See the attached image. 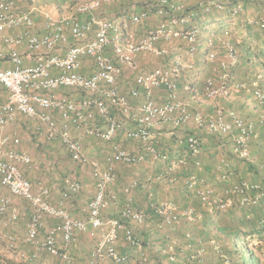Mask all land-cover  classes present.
Returning <instances> with one entry per match:
<instances>
[{
    "label": "built area",
    "instance_id": "obj_1",
    "mask_svg": "<svg viewBox=\"0 0 264 264\" xmlns=\"http://www.w3.org/2000/svg\"><path fill=\"white\" fill-rule=\"evenodd\" d=\"M117 1L88 0L75 5L67 15L59 18L45 13L38 25L34 15L36 8L29 4V0H0V87L5 91L4 99L0 100V190L7 193L0 194V218L3 219L4 228L15 225L16 216L7 217L11 198L26 201L31 209L23 237V242L30 245L31 253L18 250L15 235L9 231L4 233L7 247L17 251L19 261L35 262L40 254H46L58 257L67 264H75L68 247L75 245L89 230H99L101 234L91 251L88 264H102L104 260L115 264L124 263L125 256L116 250L119 239L130 247L139 246L132 225L143 227L145 216L132 206L130 199L122 206L118 218L103 220L101 217L110 202H116L115 195L108 192L115 178V165L133 166L144 159L142 152L129 151L111 141L119 133L141 142L145 150V144L150 139L149 129L159 124H167L172 128L192 125L208 134L230 136L234 154L244 161L251 160L252 123L245 122L233 112L225 116L220 109L204 116L177 98L173 77L180 74L183 68L193 69L192 63L182 65L177 59L169 71L155 68L145 73L139 70L136 59L139 54L167 56V49L155 47L158 41H181L186 44L189 58L196 55L199 31L197 28L184 29L189 22V17L183 13L184 3L189 0H157V5L146 12L145 6L137 11L136 5H131L128 18L135 26L145 22L147 12L163 17L166 7L170 14L146 37L126 43L120 26L97 14L103 6ZM139 1L145 5V0ZM211 4H215L218 10L223 6L213 0L205 6L206 12ZM204 45L208 61H214L220 50L227 54V62L220 65L218 82L210 78L205 80V98L217 101L240 92H250L255 101L264 105V93L257 86L259 76L251 83L231 80V69L237 63L236 50L228 42L216 41L212 37L206 39ZM21 49L33 60L31 65H24ZM83 61L89 62V74L79 71ZM1 64L6 66L1 67ZM125 69L133 73L134 77L132 87L127 94H122L117 82ZM159 89L166 93L161 101L153 95ZM62 90L77 92L80 98L74 100L59 95ZM129 99H139L140 102L132 105ZM114 108L124 120L111 114ZM28 121L40 133L43 131L48 140H58L68 157L80 165L87 164L83 152L86 140L109 142L106 166H95L91 170L95 192L85 207L84 219L72 217L65 202L81 191V183L76 175L64 180L65 193L56 204L49 201L48 187L41 182L33 184L30 181L33 160L20 149V139L9 134L11 126ZM125 121L132 123L133 127L126 129ZM259 121L264 124V117ZM187 145L193 155L198 154L196 138L190 136ZM146 151L154 159L165 160L151 147H147ZM182 163H172L169 171H174ZM136 184L135 181L129 182L122 190L123 194L129 195ZM196 184L195 177L187 180L190 189ZM198 194L204 201L208 197L205 190ZM174 210L175 206L170 203L157 207L163 224L178 223ZM181 216L186 221L193 220L190 211L183 212ZM45 219H53L58 223L46 226Z\"/></svg>",
    "mask_w": 264,
    "mask_h": 264
},
{
    "label": "trees",
    "instance_id": "obj_2",
    "mask_svg": "<svg viewBox=\"0 0 264 264\" xmlns=\"http://www.w3.org/2000/svg\"><path fill=\"white\" fill-rule=\"evenodd\" d=\"M85 1L88 0H29V4L36 8L35 17L41 8L48 7L62 17L75 5ZM216 1L222 3V9L218 10L215 4H211L208 12L205 6L213 0L185 2L183 13L189 17V22L184 29L197 28L199 39L201 31L214 36L220 33L231 36L227 42L237 52L236 67L231 69L232 81L233 73L245 67L261 65L264 69V26H261L264 25V0ZM124 2L120 0V3L113 5L114 11L121 9ZM156 5L157 0H145V12ZM169 14L166 7L163 17L147 12L145 27L148 32L155 30L153 18L157 19V27L167 20ZM21 55H26V52ZM199 76L200 73L193 76L192 83L186 86L187 90H194ZM258 76L263 78L261 74H255L256 80ZM4 97L5 91L0 87V100ZM111 114L117 119L123 117L115 108ZM15 127L17 136L25 140L27 149L34 146L35 152L39 153L44 152L43 146H46L48 150L45 152L51 157L50 145L58 143V140H48L45 133H40L29 121L16 123ZM149 133L145 150L141 142L130 140L123 133L111 140L126 149L136 145V150H130L144 154L140 164L115 165L117 168L111 185L116 182L120 185L115 186L117 189L112 190L113 193L110 192L115 195L116 202H110L106 208L111 210L106 220L116 219L126 203L125 197H129L132 206L145 216L144 226L137 235L139 246L130 247L122 239L116 245V250L126 258L122 264L131 261L135 264H264V137H259L257 141L250 139L251 160L244 161L234 154L230 136L208 134L192 125L172 128L167 124H159L149 129ZM190 136L197 139L198 154L193 155L187 145ZM147 147L153 148L165 160L154 159L146 151ZM83 152L87 162L85 166L89 167V163L100 159L103 161L101 167H105L109 142L89 139L83 145ZM179 161L183 162L182 165L169 171L170 165ZM53 162L56 165L60 163L56 158ZM132 172L137 174L131 178L126 176ZM191 177L197 181L193 189L187 186V180ZM129 180L137 183L136 188L129 195H124L122 190L131 182ZM203 190L208 193L205 201L198 194ZM163 203L175 206L173 214L178 216L177 224L162 223L157 207ZM186 211H190L192 221H186L181 216ZM51 222L58 223L54 220ZM98 231L89 230L88 234L94 239ZM86 235L83 236L85 240ZM84 241L81 237L77 245L69 250L75 264H87L92 249ZM119 242L124 245L120 246ZM7 246V240L0 231V264H41L36 263L37 260L31 263L17 261V251ZM20 248L22 252L31 253L30 245ZM40 256L43 257L39 260L46 258L48 264H67L58 257Z\"/></svg>",
    "mask_w": 264,
    "mask_h": 264
},
{
    "label": "rangeland",
    "instance_id": "obj_3",
    "mask_svg": "<svg viewBox=\"0 0 264 264\" xmlns=\"http://www.w3.org/2000/svg\"><path fill=\"white\" fill-rule=\"evenodd\" d=\"M124 1L125 2L122 8L119 10L114 11L112 6L120 3V0L103 6L100 12L97 14L99 16L115 21L120 26L121 33L123 36V41L125 43L128 41H137L144 36L146 37L148 33V29L147 27H145V22H143L139 26H135L130 23L129 18H128V14H129L128 9L131 5L133 4L136 5L137 11L141 10L145 5L143 4L142 1H139V0H124ZM40 16L41 15L37 14V17H36L37 19H39V21L41 18ZM156 22H157V19L153 18V27L155 29H156V26H155ZM150 26H151V22H150ZM211 37L216 41L223 40L227 42V41H230L231 39V36H228L227 34L223 35L222 33H220V35L214 36V35L207 34L206 32L201 31L200 39L198 43L199 48L197 50L196 55L193 58H189L186 55V50H187L186 44L181 41H177V40L169 41V42L158 41L155 44V47L167 49L168 51L167 56L159 57L153 54H139L138 56H136L137 62L139 64V70L145 73L150 72L155 68H161V69L169 71L173 61L177 59L182 63V65L186 63H192L193 69L186 70L185 68H183L181 70L178 76L179 83L177 82V86H176L177 98L181 102H184L188 106V108H190L193 111H198L204 116L212 115L214 111H216L217 109L222 110L225 116H228L230 112H233L247 123H251V122H248L247 118L253 115V113L257 117L261 116L259 118H263L264 117V105H261L257 101H255L250 92H240V93L232 95L229 98L221 99L217 101H209L205 98L204 93H203L205 80L210 78L215 83H217L218 77L221 72L220 65L221 63L227 62V54L223 50L219 51L214 61H208L206 59V51H205L204 43L206 39L211 38ZM200 55L202 56V60H199ZM234 67H236V65ZM197 73H200V76L196 82V86L194 87V90L193 91L185 90V87L189 85L190 83H192L193 76H196ZM123 74H125L127 79H130V83L132 84L134 74L129 72L126 69L123 70ZM255 74H261L263 76L262 79L260 77L259 81L257 82V86L264 93V69L262 68L261 65H255L250 68L245 67L241 69L240 72H234L233 78L235 82H243L246 80L247 83H251L253 81H256L254 77ZM130 88L131 86L128 87L127 91ZM125 93L127 92L124 91L123 94ZM60 94L66 95V96H71L72 94L80 95L77 92L69 91V90H62L60 91ZM165 94H166L165 91L162 89L155 90L153 92L154 97L159 101H161L164 98ZM130 103L132 105L138 104V102L135 103L134 101H131ZM118 114L120 113L118 112ZM118 119L124 120V118L121 116ZM124 127L126 129H130V128H127L126 126ZM10 128L11 130L9 134L12 136H17L15 132L17 131V128L15 127V125L11 126ZM253 134H254V126H253V131L251 135ZM121 135L122 133H119L116 136V138H119ZM17 137L20 139L19 147L21 148V145H22L23 149L22 148L21 149L27 152L33 160V168L29 172L30 181L33 184L41 182L46 187L49 188L50 190L49 201L52 204H56L59 201V199L63 197V194L65 193L64 192V180L69 176L76 175V177L79 179L81 183V191L79 194L68 198L65 202L67 205L66 207L72 217L77 218V219H84L86 216L85 207L87 203L93 198L94 192H95V183H94V180L91 178V170L95 166L101 167L103 161L99 159L97 162L89 163L90 165L89 167L85 165L73 163L68 158L64 148L60 145L59 142L51 143L50 146L52 147H51V150L49 151V154L51 155V157H53L51 158L49 155H47V152H45L46 150H48V148L46 149V146H43L44 152L36 153L34 150V146H32V148L27 149L25 147L26 146L25 140L23 138L21 139L19 136ZM251 140H252V136H251ZM130 149L136 150L137 147L136 145H134V146H131L127 150L131 151ZM250 152H251V149H250ZM54 158H56V160H58L60 163L57 165L54 164L53 162ZM116 168L117 167H115V170ZM136 174L137 173L132 172V173L127 174L126 176L131 178L132 176L134 177ZM118 185H120L119 182L114 183V185H109L108 192H112V190L117 189L115 188V186H118ZM0 194L7 195V193L3 190H0ZM128 199L129 197H125L126 202L128 201ZM70 206L71 207L74 206L73 209H74L75 214H77L76 216L72 214ZM110 211L111 210L108 208L101 213V217L103 218V220H106L109 217ZM30 214H31V209L25 202H23V200L17 199V198H11V204L7 212V217H11L15 215L16 216L15 225L9 228H4L2 225L3 219L0 218V231L3 232V236H4V233L7 231L15 235V237L18 239V250H21L20 247L22 245L28 246V244L23 242V237H24L25 228L28 223ZM51 221H53V219H45L44 223L46 226H52L55 223H52ZM13 227H17V228L13 230L12 229ZM132 227L137 235H139V232L143 228V227H137L134 225H132ZM86 234L85 235L87 236V238L85 240L86 242L84 241V244L86 246L87 244H89L91 246V249L93 250L97 243L99 235L101 234V231H98L97 237L96 238L94 237V239L93 237H91L90 234L88 233ZM39 237L41 238L42 234H40ZM75 245H77V243ZM123 245L124 244H120V246H123ZM73 246L68 247L69 250ZM132 251H136V250H132ZM40 257H43V256L39 255L36 263L48 264L46 258L39 260ZM16 260L19 261L17 257H16ZM87 264H88V261H87ZM102 264H115V263H113L110 260H104ZM128 264H135V262L131 261Z\"/></svg>",
    "mask_w": 264,
    "mask_h": 264
},
{
    "label": "crops",
    "instance_id": "obj_4",
    "mask_svg": "<svg viewBox=\"0 0 264 264\" xmlns=\"http://www.w3.org/2000/svg\"><path fill=\"white\" fill-rule=\"evenodd\" d=\"M147 8L148 7H146V10H147ZM51 14L52 15V17H54V18H59V17H61V16H59L58 15V13L54 10V9H52V8H41L39 11H38V14L39 15H41L40 17V21H39V19H37L36 18V22H37V24L39 25V23L41 22V20H42V18H43V14ZM36 17H37V15H36ZM38 20V21H37ZM199 48V47H198ZM20 53H25V50H23V49H21V52ZM23 60H24V65H31L32 63H33V60L32 59H29V57H27L26 55H23ZM199 60H202V56L200 55L199 56ZM82 65H81V68L79 69V71L82 73V74H89L90 73V71H91V68H90V65H89V62L88 61H83L82 63H81ZM6 66V64H1V67H5ZM178 76H179V74H177V75H175L174 77H173V81L175 82V84H176V86H177V82H179V79H178ZM132 85H133V81H132V84L130 83V79H127V77L125 76V74H123L122 73V75L120 76V78L118 79V82H117V87H118V89H119V91H120V93H124V91H126L127 92V89H128V87H132ZM177 90V89H176ZM59 95H61L60 94V92L58 93ZM125 94H127V93H125ZM69 97H71L72 99H74V100H78L79 98H80V95H71V96H69ZM129 101L131 102V101H134L135 103H137V102H140L139 101V99H137V100H133V99H129ZM259 117H261V116H259ZM259 117H257L254 113H253V115H251L249 118H247L248 119V122H251L252 124H253V126H254V134L252 135V139H256V141L258 140V138L260 137V138H262V137H264V125L263 124H260V121H259ZM124 126H126L127 128H132L133 127V124L132 123H130V122H128V121H125V123H124ZM10 130H11V128L9 129V132H10ZM254 137V138H253ZM89 140V139H88ZM85 142H87V140L85 141ZM71 207V206H70ZM74 206L73 207H71V211H72V214H74V216H76L77 214H75V212H74ZM15 228H17V227H13L12 229L14 230ZM82 236H84L85 237V234L84 235H82ZM84 237H82V241H84L85 239H84ZM80 240H81V237L79 238ZM60 244V243H59Z\"/></svg>",
    "mask_w": 264,
    "mask_h": 264
}]
</instances>
